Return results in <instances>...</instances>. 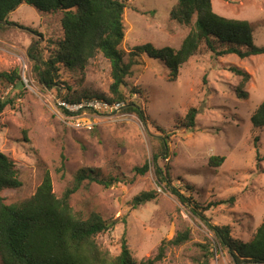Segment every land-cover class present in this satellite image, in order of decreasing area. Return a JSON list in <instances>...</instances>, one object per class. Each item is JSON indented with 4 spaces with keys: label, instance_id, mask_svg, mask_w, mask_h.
<instances>
[{
    "label": "rangeland",
    "instance_id": "rangeland-1",
    "mask_svg": "<svg viewBox=\"0 0 264 264\" xmlns=\"http://www.w3.org/2000/svg\"><path fill=\"white\" fill-rule=\"evenodd\" d=\"M121 1L126 8L120 49L126 54L145 45L158 50L180 48L190 28L170 18L177 0ZM211 1L219 16L251 24L255 44L264 46V0ZM61 19V13L44 14L23 4L10 14L11 24L0 26V72L17 73L22 79L26 71L34 82L32 87L24 82L0 86L1 96L14 102L0 117V152L16 163L23 183L19 189L2 191L5 203L32 198L47 171L58 198L81 169H97L102 177L124 175L134 181L109 189L85 182L70 202L75 213L98 212L117 222L97 238L104 251L117 256L125 236L134 258L148 260L164 240L189 229L190 240L169 248L159 264H199L204 253L201 245L213 253L210 264H235L201 217L175 195L158 188L153 167L145 176H136L134 168L152 159L160 145L158 137L170 135L171 159L161 166H170L172 186L202 206L208 223L229 227L233 239L252 241L264 220V129L257 140L251 121L264 101V55L214 57L202 50L180 68L176 81H171L165 63L145 55L133 67L123 91L130 100L137 99L138 95L131 96L134 88L143 92L138 101L148 121L120 111L101 118L91 131L78 130L63 123L57 100L69 89L71 94L86 91L110 97L111 66L99 55L85 71L61 66L60 83L51 89L40 86L29 53L37 47L47 60L56 49L53 42L64 39ZM238 93L247 96L240 99ZM191 108L200 112L196 126L177 129ZM213 156L225 158L220 167L210 166ZM154 189L159 192L155 201L133 207L135 196ZM232 198L233 203L229 202Z\"/></svg>",
    "mask_w": 264,
    "mask_h": 264
},
{
    "label": "trees",
    "instance_id": "trees-1",
    "mask_svg": "<svg viewBox=\"0 0 264 264\" xmlns=\"http://www.w3.org/2000/svg\"><path fill=\"white\" fill-rule=\"evenodd\" d=\"M23 4H27L44 14H62L61 26L64 39L54 41L55 50L43 58L37 47L29 57L34 62L37 83L51 89L60 83V67H76L85 71L90 62L102 55L110 62V97H99L89 92L69 93L63 100L78 103L85 99L99 98L107 102H124V112L135 114L142 122L148 116L138 100L143 95L139 88L132 90L127 99L123 89L128 88L127 79L133 75V67L139 65L143 56L165 63L170 70L171 81H176L180 68L190 62L202 50L214 57L236 55L240 59L264 55V46L254 42V30L247 21L229 20L216 14L211 0H177L170 12V18L190 31L178 50H158L151 45L137 47L126 54L120 49L125 37L123 16L125 4L121 0H0V26L11 24L9 16ZM238 75L248 77L238 68ZM18 83L23 85L17 73L0 72V86ZM247 94L238 93L243 99ZM13 100L4 99L0 91V117ZM197 108H191L177 129L191 130L196 126L199 115ZM257 140L264 129V101L252 117ZM1 130V128H0ZM165 134V131H163ZM170 135L158 137L160 145L152 159L134 168L136 176H145L154 168L157 186L175 195L180 202L201 217L216 237L221 250L226 249L235 264H264V220L252 241L244 243L233 239L229 227L215 226L207 222L204 209L192 197H186L180 189L172 186L169 162L171 150ZM64 159V157H63ZM224 157L213 156L210 166L220 167ZM65 165L63 161L62 170ZM134 178L124 175L102 177L97 169L84 168L78 171L72 184L58 198L53 191L51 174L47 171L37 193L23 202L7 205L1 195L4 190L22 187L16 163L0 152V258L2 264H159L166 259L171 247L184 245L190 240V230L180 232L174 239L164 240L159 252L151 259L138 261L134 258L125 236L121 241V251L112 256L99 245L97 238L110 232L116 221L103 218L98 212L88 215L75 213L71 207L72 197L84 186L85 182L97 183L109 189L119 184H130ZM166 184V187L164 185ZM165 188V189H164ZM187 189L192 186L187 185ZM158 190L141 192L132 201L135 209L155 201ZM235 198L229 202L233 203ZM204 253L199 264H210L213 253L209 247L201 245Z\"/></svg>",
    "mask_w": 264,
    "mask_h": 264
},
{
    "label": "built area",
    "instance_id": "built-area-1",
    "mask_svg": "<svg viewBox=\"0 0 264 264\" xmlns=\"http://www.w3.org/2000/svg\"><path fill=\"white\" fill-rule=\"evenodd\" d=\"M27 76V72L23 71L22 81L26 86L32 87L34 82ZM57 101L59 116L63 123L78 130L91 131L101 118L117 114L125 108L124 102L111 103L99 98L85 99L78 103H71L63 99Z\"/></svg>",
    "mask_w": 264,
    "mask_h": 264
}]
</instances>
